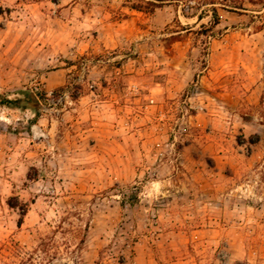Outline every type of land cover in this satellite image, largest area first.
Wrapping results in <instances>:
<instances>
[{
	"label": "rangeland",
	"instance_id": "1",
	"mask_svg": "<svg viewBox=\"0 0 264 264\" xmlns=\"http://www.w3.org/2000/svg\"><path fill=\"white\" fill-rule=\"evenodd\" d=\"M131 3L0 0V264H264V0Z\"/></svg>",
	"mask_w": 264,
	"mask_h": 264
},
{
	"label": "trees",
	"instance_id": "2",
	"mask_svg": "<svg viewBox=\"0 0 264 264\" xmlns=\"http://www.w3.org/2000/svg\"><path fill=\"white\" fill-rule=\"evenodd\" d=\"M51 3L57 4L58 0H47ZM133 3L129 6L131 10L137 12H147L151 13L155 8H157L163 2H171V0H131ZM147 6L150 9H147ZM148 7V8H149ZM214 16L216 18V13ZM217 20V19H216ZM43 95L32 88H25L19 91L15 97L9 98L6 95L0 94V107L10 110H20L28 111L33 115L32 121L35 123L40 117L41 102L43 100ZM10 208H16V206L9 205ZM25 210H21V214H24ZM232 264H246L242 262H234Z\"/></svg>",
	"mask_w": 264,
	"mask_h": 264
}]
</instances>
